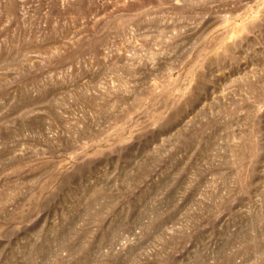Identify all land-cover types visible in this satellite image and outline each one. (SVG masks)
<instances>
[{
  "label": "rangeland",
  "instance_id": "374dc122",
  "mask_svg": "<svg viewBox=\"0 0 264 264\" xmlns=\"http://www.w3.org/2000/svg\"><path fill=\"white\" fill-rule=\"evenodd\" d=\"M0 264H264V0H0Z\"/></svg>",
  "mask_w": 264,
  "mask_h": 264
}]
</instances>
